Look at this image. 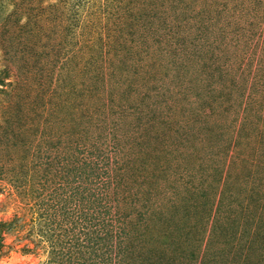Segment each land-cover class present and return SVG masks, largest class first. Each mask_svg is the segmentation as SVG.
<instances>
[{"label": "rangeland", "instance_id": "obj_1", "mask_svg": "<svg viewBox=\"0 0 264 264\" xmlns=\"http://www.w3.org/2000/svg\"><path fill=\"white\" fill-rule=\"evenodd\" d=\"M0 264H264V0H0Z\"/></svg>", "mask_w": 264, "mask_h": 264}, {"label": "trees", "instance_id": "obj_2", "mask_svg": "<svg viewBox=\"0 0 264 264\" xmlns=\"http://www.w3.org/2000/svg\"><path fill=\"white\" fill-rule=\"evenodd\" d=\"M99 231V230H98ZM95 241V239L93 238V239H91V241H89L90 243H93Z\"/></svg>", "mask_w": 264, "mask_h": 264}]
</instances>
